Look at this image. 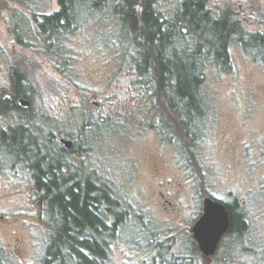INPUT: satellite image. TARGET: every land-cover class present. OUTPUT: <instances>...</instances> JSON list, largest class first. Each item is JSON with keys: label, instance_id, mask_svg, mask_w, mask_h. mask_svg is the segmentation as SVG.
Returning <instances> with one entry per match:
<instances>
[{"label": "rangeland", "instance_id": "obj_1", "mask_svg": "<svg viewBox=\"0 0 264 264\" xmlns=\"http://www.w3.org/2000/svg\"><path fill=\"white\" fill-rule=\"evenodd\" d=\"M184 1L159 0V8L178 12ZM97 2V9L79 8L80 29L50 52L35 15L59 11L58 0H0V110L14 71L34 90L32 107L0 116V130L28 119L52 140L46 143L55 156L60 139L73 141L74 150L59 157L64 171L91 177L123 204L128 216L100 264H155L156 256L165 264H208L192 250L190 230L206 196L238 202L249 225L243 240L225 238L214 264H264V44H249L250 54L233 41V70L207 67L209 113L191 150L187 139L164 138L162 116L137 84L133 57L141 49L113 12L120 0ZM209 3L216 15L239 22L246 39L264 36V0ZM12 144L0 137V264H35L46 257L52 216L47 199L32 194V171L13 166ZM151 238L157 249L147 247Z\"/></svg>", "mask_w": 264, "mask_h": 264}, {"label": "trees", "instance_id": "obj_2", "mask_svg": "<svg viewBox=\"0 0 264 264\" xmlns=\"http://www.w3.org/2000/svg\"><path fill=\"white\" fill-rule=\"evenodd\" d=\"M97 1L58 0L59 11L41 17L35 15L50 52L58 48L57 41L64 34L80 29L79 8L97 9ZM101 1L102 6L107 5V0ZM206 1L185 0L179 17L164 22L152 8L155 0L113 3V12L125 29V36L134 38L141 49L133 57L137 84L151 94L152 107L162 116L160 132L168 141L187 139L191 150L209 113L205 98L207 67L212 64L230 73L234 65L230 54L233 41L243 45L250 54L249 44H264V36L251 35L246 39L239 22L230 21L225 15H213L205 6ZM14 74L2 91L1 103L8 105L5 111L0 110V116L25 113L32 107L24 110L19 106V99L32 104L34 90L23 72L14 71ZM155 99H158L157 106ZM30 122L27 119L17 127L0 130V137H7L14 143L8 150L16 159L13 166H27L32 171L36 188L44 192L41 197L47 199V212L52 216L50 224L54 231L45 263L66 264L69 256H82L84 264L103 263L109 256L111 239L122 230L128 211L110 188L101 186L89 176H69L71 168L64 171L65 164L59 157L74 149L61 148V153L55 156L52 146L46 143L52 140L40 137ZM230 210L234 228L244 233L249 225L240 213L238 202ZM155 239H150L148 248L154 247ZM194 247L192 245V250ZM156 252L164 256L165 251L162 248Z\"/></svg>", "mask_w": 264, "mask_h": 264}, {"label": "water", "instance_id": "obj_3", "mask_svg": "<svg viewBox=\"0 0 264 264\" xmlns=\"http://www.w3.org/2000/svg\"><path fill=\"white\" fill-rule=\"evenodd\" d=\"M20 105L23 108L31 106V102L21 99ZM60 143L71 150L74 142L61 139ZM230 228V215L225 204L210 197L204 199V209L201 218L192 228L195 242L205 258H211L217 252L218 246Z\"/></svg>", "mask_w": 264, "mask_h": 264}, {"label": "flooded vegetation", "instance_id": "obj_4", "mask_svg": "<svg viewBox=\"0 0 264 264\" xmlns=\"http://www.w3.org/2000/svg\"><path fill=\"white\" fill-rule=\"evenodd\" d=\"M119 3V2H118ZM117 3V4H118ZM184 3V2H183ZM183 3L180 5V11H178V12H171L169 9L167 10V11H162L160 8H159V4H161L160 2H159V0H155V2L153 3V5H152V8L154 9V11L156 12L155 14L156 15H158L159 16V18H160V21L161 22H164V21H166V20H170V19H172L173 17H174V19L176 18H178L179 17V15L181 14V11H182V7H183ZM210 3H209V0H207L206 1V3H205V6H207L208 7V9L209 10H211V8H210ZM213 15H215V16H219V17H223L224 16V14H215L214 12H213ZM21 99H19L18 100V104H19V106L21 107V105H20V101ZM31 106H32V104H31ZM30 106V107H31ZM30 107H28V108H30ZM23 108V107H22ZM24 109H26V108H24ZM3 131H5V130H3ZM7 131V130H6ZM61 140V139H60ZM60 140H59V142H60ZM61 144V143H60ZM75 145V144H74ZM61 148H63V149H65V150H67L62 144H61ZM74 149V146H73V148L71 149V150H68V151H72ZM32 194L35 196V197H41V195L44 193L43 191H40L39 189H37V188H34V189H32ZM206 197H210V196H206ZM205 197V198H206ZM204 198V199H205ZM210 198H212V199H214V200H217V199H215L214 197H210ZM204 199H203V204H202V213L200 214V216H199V218L195 221V223L192 225V228L194 227V225L198 222V220L201 218V216H202V214H203V209H204ZM217 201H220V200H217ZM220 202H222V201H220ZM47 203V202H46ZM223 204H225L226 205V207H227V209H228V211H229V215H230V228H229V230L227 231V233L223 236V238H222V240H221V242H220V244H219V246H218V249H217V252H218V250H219V247L221 246V244L223 243V241L225 240V238H227V237H229V236H231V235H233V236H236V238H238V239H244V237L246 236V233L248 232L247 230L243 233L242 231L241 232H239L238 230H236L235 228H234V226H233V221H232V210H230V207H232L233 206V204H235L236 202H234V203H232V204H227V203H225V202H222ZM45 211L47 212V207L45 208ZM240 213L241 214H243L244 215V213L241 211V209H240ZM244 218H245V220H246V217H245V215H244ZM4 219H5V217H3V216H1V220L2 221H4ZM247 221V220H246ZM6 224H7V226H11L12 225V222H6ZM52 226V225H51ZM192 228L190 229L191 230V234H192V238H193V243H192V245L193 246H195L194 248H195V250L194 251H198L200 254H201V257H202V259H203V261H207V263L208 264H214V262H215V258H216V254H217V252L215 253V255L214 256H212L211 258H205V257H203V255H202V253H201V251H200V249H199V247H198V244L195 242V240H194V237H193V233H192ZM20 243H21V241H20ZM20 256H23L22 255V252H21V250H20ZM47 257V256H46ZM46 257H44V259L41 261V262H37V263H35V264H46L45 262H46ZM101 263V262H100ZM154 263L155 264H165L164 263V260H161V258L160 259H158L157 258V256L154 258ZM66 264H84L83 263V261H82V256H69V258H68V260H67V262H66Z\"/></svg>", "mask_w": 264, "mask_h": 264}, {"label": "bare ground", "instance_id": "obj_5", "mask_svg": "<svg viewBox=\"0 0 264 264\" xmlns=\"http://www.w3.org/2000/svg\"><path fill=\"white\" fill-rule=\"evenodd\" d=\"M180 33V32H179ZM105 187V186H104Z\"/></svg>", "mask_w": 264, "mask_h": 264}]
</instances>
